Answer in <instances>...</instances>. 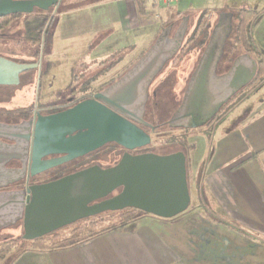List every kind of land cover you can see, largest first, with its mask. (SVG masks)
<instances>
[{
    "label": "water",
    "instance_id": "obj_1",
    "mask_svg": "<svg viewBox=\"0 0 264 264\" xmlns=\"http://www.w3.org/2000/svg\"><path fill=\"white\" fill-rule=\"evenodd\" d=\"M59 0H0V17L32 13L36 7L48 9ZM187 29L186 21L171 37L172 27L164 29L147 53L111 87L53 116L29 121L35 131L31 176L56 168L99 150L110 143L133 151L152 143L151 136L130 120L144 99V91L166 64L179 52ZM223 27L215 28L191 77L180 107L169 121L171 127L198 128L205 125L229 99L257 74V61L250 56L236 60L228 73L218 76L217 66L224 47L217 46ZM38 64H17L0 58V86L20 83V74L39 69ZM125 116V117H124ZM23 125L0 123V139L14 140V150ZM7 153V151H5ZM50 155H63L47 160ZM10 160L22 163L19 156ZM27 166L23 163V169ZM22 169V170H23ZM0 188L25 179L21 169H7ZM5 171V172H4ZM22 173V174H21ZM191 203L187 156L183 151L166 155L125 153L109 168L94 165L48 183L29 188L0 191V230L23 223L27 241L43 238L58 229L106 212L134 208L162 219L186 212Z\"/></svg>",
    "mask_w": 264,
    "mask_h": 264
},
{
    "label": "crops",
    "instance_id": "obj_2",
    "mask_svg": "<svg viewBox=\"0 0 264 264\" xmlns=\"http://www.w3.org/2000/svg\"><path fill=\"white\" fill-rule=\"evenodd\" d=\"M177 4L167 9L144 0L146 14L141 15L137 0H98L82 8L93 12L90 29L74 36L65 34L64 18L83 10L65 11L58 17L48 55L61 47L89 43L91 50L76 53L79 61L93 55L101 66L117 56L120 65L134 57L130 62L134 65L154 45L169 19L191 17V10H177ZM109 35L110 40H101ZM72 53L74 48L67 56ZM258 94L234 109L213 135L216 141L206 166L204 192L214 215L201 206L192 185L188 210L175 218L143 216L137 226L106 231L70 247L28 249L15 263L36 258L56 264H264V93ZM186 134L190 144L191 133Z\"/></svg>",
    "mask_w": 264,
    "mask_h": 264
},
{
    "label": "rangeland",
    "instance_id": "obj_3",
    "mask_svg": "<svg viewBox=\"0 0 264 264\" xmlns=\"http://www.w3.org/2000/svg\"><path fill=\"white\" fill-rule=\"evenodd\" d=\"M98 0H59L54 5H50L47 10L48 14L54 15L55 18L59 17L62 13L65 11L72 10L74 8L82 9L90 4H93V2H97ZM45 7V6H43ZM240 8H247L248 10H252L257 12L258 16L253 22L252 25V32H254L256 41L258 45L262 49V54L264 56V0H180V2L177 4V10L182 9H188L191 10V17H179L178 19H169L166 25L163 27L164 29H167L168 27H172L171 37L174 36L177 29L186 21L187 29L186 34L188 32V28L192 30L195 27V24L197 22V17L200 12H207L209 14H213L212 17V25H214L212 34L210 36L209 42L212 39V36H214L215 26L221 25L223 27L222 33L219 35V40L217 43H219L222 47L226 46V53L227 58L230 57L228 54H230L232 45H233V38L234 34L232 32V26L236 25V22L232 24V15L234 11L239 10ZM90 8L82 9L83 11L75 10L73 13H70L66 15L64 18V31L65 34L69 35H76L79 34L81 31L89 30L91 27V13H93ZM170 9H174L173 7ZM78 11V12H76ZM226 12L220 21H218V12ZM43 10H36L33 14H42ZM27 16L21 15L15 18H10L7 20V24L4 25L6 34H9V37H13L10 39H4L0 38V52L11 54L13 56L21 57L25 60L31 61L29 58L36 55L37 52H43L44 54V60H43V75L41 78L38 79V77L32 78V85H31V95L29 99H31V102L34 103L35 99L39 98V100L43 103L48 100H54L60 93H63V96H67L68 93H74L76 98H82V97H88L89 95H92L94 92L106 89L109 84L107 82L110 81V79L113 78H119L125 73L128 72L134 65L130 64L135 58L131 57L124 62H122L120 65H117L115 68L110 70L107 74L100 76L96 81L92 82L89 86V89L87 91L81 92V87L83 85H86L87 82L93 78H97V76L101 73L103 70L102 65L100 66L99 63L101 62L100 59H95V56L88 55L84 59H80L76 55L78 52H82L84 49H90V44L86 43L84 46L76 45L71 46L69 48L61 47L58 49V52L56 54L51 53V55H48V53L51 52V50L48 48V44L35 42V41H27L26 40V22ZM163 19L162 23H163ZM1 24V22H0ZM234 30V29H233ZM231 34L229 39L227 40L228 35ZM4 31H1L0 34H4ZM185 34V36H186ZM111 37L106 36L103 39V36L101 37V40L104 42V40H110ZM185 39V38H184ZM100 45V44H99ZM98 45V47H99ZM101 46V45H100ZM219 46V45H218ZM62 48H65V52L62 51ZM74 48V53L67 56V51H72ZM61 50V51H60ZM200 50V49H199ZM204 49H201L200 53L199 51H194L192 54H183L180 53L177 58L173 61H169L166 66L162 69L160 72V75L154 82L151 91L156 89L157 87H161L157 97L151 96L150 103L148 105V109H144V103L146 101V94H144V99L142 100L141 106L136 114L137 119L140 120L144 117V114L146 113V120L153 124L162 123L170 120L174 114V112L177 110L178 107L182 104V101L184 99V95L186 92V88L188 85V80L190 79V74L192 73L193 69L196 67L198 59L202 55ZM93 51H90V53ZM64 53V54H62ZM242 54L243 51L237 50L235 55ZM74 54V55H73ZM63 55H65L63 57ZM76 55V56H75ZM64 58V59H63ZM229 59H225L222 63V70L225 71L229 66ZM80 63V64H79ZM85 63L87 65L82 66V64ZM109 63V62H108ZM229 63V64H228ZM76 64V66H74ZM111 64V63H109ZM109 64H106V66H109ZM196 64V65H195ZM193 65L195 67H193ZM193 67V68H192ZM76 73V75H75ZM75 75V76H74ZM64 77V78H63ZM163 85V86H162ZM22 86L19 87H0L1 90L6 91H13V90H22ZM26 89V88H25ZM250 89L248 87L246 90H244L242 93L247 92ZM80 91V92H79ZM256 95L258 93H264V84L260 86L256 91ZM254 92V93H255ZM253 93V94H254ZM253 94L251 96H253ZM259 95V94H258ZM250 96V97H251ZM261 96V95H260ZM254 97V96H253ZM28 97L26 96L25 99ZM5 102H10L8 100H4ZM158 101L160 103L159 108L157 109L155 107V102ZM26 101L22 98L17 99L16 101H11L10 103H6L5 106L0 104V111H5L6 108H10L13 110H16L14 112H18L20 110L21 106H24V103ZM2 106V107H1ZM237 108V107H236ZM235 108V109H236ZM9 109V110H10ZM227 117V116H226ZM225 117V118H226ZM224 118V119H225ZM218 126V125H217ZM213 132V135L216 131V128ZM184 127H171V126H164L161 129L157 130L155 133L152 134V150H155L157 154H171L174 152L182 151L183 145L182 140H177L179 142V145H173L169 146V142L167 139L171 137H180L182 138L183 135L186 134L183 130ZM191 131L187 133H191V143L185 142V145L187 149L186 155H187V170L193 166V171L189 174V186L190 190H193L192 185H196L197 179H198V173L200 172L202 168V163H207L210 158L211 151L213 150V145L216 141L214 137L209 138V131L210 129L207 127L202 128H187ZM215 140V141H214ZM205 145V149H204ZM110 148H106L102 150L104 155H101L98 160H100L103 163H111L109 158L112 154H109ZM169 152V153H168ZM108 153V154H107ZM189 153V154H188ZM107 154V156H105ZM114 156V155H113ZM117 157V158H116ZM112 160V164H115V161H119L121 159L120 156H116ZM118 162V163H119ZM191 163V164H190ZM117 165V164H115ZM114 165V166H115ZM198 169V172L196 171ZM197 188V186H196ZM198 193V191H197ZM194 204V201L192 202V205ZM138 214V213H137ZM122 212H109L102 214L100 216H97L95 218L90 219H84L77 221L73 224H70L68 226L62 227L58 229L57 231L53 232L55 234H49L51 236L59 235L62 239L70 236L71 232L75 229H78L79 227L83 228L86 227L88 224L95 223V226L92 228V230H86L83 232L86 237H89L94 233H98L99 231L111 227H120L123 224L124 217ZM143 216L148 217L147 219H157V217L144 213V215L138 216V218L132 222H130L126 228H131L133 226H137L140 224L144 219ZM160 219V218H158ZM24 231L22 228V222L18 223L17 225L7 228L3 231L2 236L0 237V250L2 247L9 249V252L5 258L4 261L0 262V264H56L53 261H46L44 259H36L33 260H25L19 259L16 263L15 261H12L14 257H16L18 254H20L24 249H39L37 246L40 244H35L34 242L27 241L23 238ZM5 237H7L8 242H3ZM52 239H46L44 244L46 247L50 246H58L56 242H52ZM45 250H50L45 249ZM14 262V263H13Z\"/></svg>",
    "mask_w": 264,
    "mask_h": 264
},
{
    "label": "flooded vegetation",
    "instance_id": "obj_4",
    "mask_svg": "<svg viewBox=\"0 0 264 264\" xmlns=\"http://www.w3.org/2000/svg\"><path fill=\"white\" fill-rule=\"evenodd\" d=\"M12 1H28V0H12ZM36 9L37 10H43V13H42L43 15H50V14H48V11H47L49 8L46 10L43 7H37ZM225 13L226 12H223V11L219 13L220 16H218V21L221 20L222 16ZM27 14H31V13L23 12V13H18V14H14V15H8L5 17L10 19L12 17L13 18L17 17L18 15H27ZM230 14L232 15L231 18L233 20V14L232 13H230ZM51 16H54V15H51ZM1 18H3V17H0V19ZM232 24H233V21H232ZM217 26L218 25H216L215 28ZM231 26H232V32H233V25H231ZM1 31H4L5 33L2 35L0 34V38L10 39V40L13 38V37H9V34L8 35L6 34L5 27H1V25H0V32ZM232 32L228 35L227 40L231 36ZM209 43L210 42L208 41L206 47L204 48V50L202 52V55H203L205 49L207 48V46L209 45ZM218 45H219V43L217 44V46ZM225 53H226V46H224L223 55H222L220 62L218 63V66H217V75L218 76H222V75L228 73V71L233 66L234 62L243 56H250L252 59L257 61V64H259L258 59L251 56L250 54H248V53H242L241 54L240 53V54L236 55V57H234V59L230 63V66L225 71H223L222 70V60H223ZM202 55L198 59L197 65H196L194 71L192 72V74L190 75V79H191V77H193V74L195 73V70L199 65V62H200ZM1 57L9 59L11 61H14L17 64H38L40 68L21 73L20 74V83L18 85L0 86V87H19V86L23 87L21 91L18 89L13 90V91L1 90L0 91V104L1 105L5 106L6 103H10L11 101L14 102L20 98H22L23 100L26 101L24 103V106H21L20 110L18 112H14L16 110L10 109L9 107L6 108L5 111H0V123H4V124H8V125H14V126L23 125L21 135H19L18 137L11 135V138L17 139L16 141H18L17 149L14 150V148H13L14 140L0 139V166L5 164L6 168L9 170L12 168L21 169V172H23V174L25 175L24 180H22L16 184L7 186L5 188H0V191H11V190L29 188L30 186H33V185L48 183L50 181L57 180V179L62 178L66 175L78 172L80 170L86 169V168L94 166V165H99L102 168L113 167L115 164H118L119 161L116 160L115 164H112V160L116 156H120L119 159H122V157L124 156L125 153H130L132 155H141V154H146V153L157 154L156 152H154L155 150H152V148H150L152 146V143L146 147L135 149L133 151H129V150L121 147L120 145H118L116 143H110V144H107L106 146H104L103 148L96 150L94 152H91V153H89L83 157L76 158V159H74L70 162H67L61 166L46 170L43 173H41L35 177H32L31 176L32 169H31L30 165L32 163L31 159H32L33 143L35 141V131H34V127H32V130L30 132L29 125H28L29 121H33V123H34L39 116H43V117L53 116V115H56L58 113L64 112L68 109H71L74 106H76L78 103H80L84 100L92 99L95 94L103 92L105 90V88L103 90H99V91L94 92L92 95H89L88 97L76 98L74 93H71V94L68 93V95L65 97V96H63V93L61 92L60 95H58L56 97V99H54V100H48V101L43 103V101L41 102L39 100V98H37V99H35V101L33 103V102H31V99H29V97L31 95L30 89H31V85H32V78L38 77V79H39L43 75V72H42L43 60H44L43 52H37L36 55L30 57L29 59L31 61L25 60L21 57L20 58L17 56L15 57L11 54H6L3 52H0V58ZM257 74H258V69H257ZM257 74L254 76V79L247 86H245L241 90L234 93V95L231 97V99H229V101L225 105H223L217 111V113L212 117V119H210L205 125L202 126V128H205V127L207 128L209 124L215 125V123H216L215 119L220 114L222 109L227 104H229L232 100H234V98H236L240 93H242L249 86H251V84L254 82L255 78L257 77ZM124 75H122L119 78L110 79V81L107 82L109 84V86L107 88L111 87L117 81L122 79ZM159 75H160V73L152 79V81L149 83V85L147 86V88L144 91V94H146V101L144 103V109H146V111L148 109V105L150 103L151 96L157 97L158 92L161 88V87H157L156 89L151 91L152 86H153L154 82L156 81V79L158 78ZM190 79L188 80V83H189ZM26 96L28 97L27 99H25ZM4 100H8L10 102H5ZM159 105H160V103L158 101H156L155 107L157 109L159 108ZM126 119L130 120L136 126H138L142 130H144L146 133H148L151 136V139H152L151 133L157 132V130L161 129L164 126H167V127L170 126L169 125V121H170L169 119L165 122H162V123L159 122L157 124H153V123L149 122L148 120H146V113L144 114V117L141 118L140 120H138V119L133 120V119L127 118V117H126ZM181 130H183L186 133L191 131L187 128H184ZM173 145H177V144H174V143L169 144V146H173ZM108 147L110 148L109 154H112L111 157L109 158V160L111 162L110 164L109 163L106 164V163H103L100 160H98L101 155L105 154L102 152V150H104ZM181 149L185 154L187 153V151L185 150L184 147H182ZM5 151H7V153H5ZM177 152H178V150H177ZM107 154L105 156H107ZM159 155H166V154H159ZM12 156L21 157L22 163L15 161V160H10ZM62 156L63 155H50V156L45 157L44 160L47 161V160L57 159V158H60ZM23 163L27 164V166L24 169H23ZM4 174L5 173H3L2 170H0V176L4 175ZM7 179L8 178H6V177L1 179L0 184L5 183L7 181ZM106 213H109V212H106ZM102 214H105V213H102ZM102 214H99V215H96V216L90 217V218H95V217L100 216ZM90 218H87V219H90ZM19 223H21V222H19ZM22 228H23V223H22ZM4 230H0V237L2 236ZM3 242H5V243L8 242L7 237H5ZM0 254H1V250H0Z\"/></svg>",
    "mask_w": 264,
    "mask_h": 264
},
{
    "label": "trees",
    "instance_id": "obj_5",
    "mask_svg": "<svg viewBox=\"0 0 264 264\" xmlns=\"http://www.w3.org/2000/svg\"><path fill=\"white\" fill-rule=\"evenodd\" d=\"M28 1H36V0H28ZM137 3L139 6L140 14L145 15L146 9H145V5H144V0H137ZM36 8L34 9L33 13L37 10ZM33 13L26 15L27 16V19L25 22L26 40L48 44V48L50 49L51 45H52L53 36H54L53 33H54L55 28H56L57 23H58V18L57 17L55 18V16H51V15H43V14L36 15ZM218 13H220V12H218ZM179 15H181V14H179ZM18 16H21V15H18ZM213 16H214L213 14H209L207 12H200L198 14L195 27L192 30H190V28H188V32L185 36V39L183 41V45H182L181 49L176 54V56L173 57V59L171 61L175 60L180 53L192 54L194 51H199L198 53H200L201 49H204L206 47V45L210 39V36L212 34L213 27H214V25H212V23H213L212 17ZM257 16H258L257 12L252 11V10H247V9H240V10H236L233 12V23L236 22V25L235 26L233 25V29H234L233 30V34H234L233 45H232L230 54H228V56H230V57L227 58V53H225L223 60H222V63L224 62L225 59H229V61H230L229 63H231L232 60L234 59V57H236V55H235L236 51L241 49L243 51V53H248L251 56L258 59V63H259L258 64V74H257V77L255 78L254 82L251 84V86H249L250 89L247 92L240 93L236 98H234V100H232L229 104H227L222 109L220 114L215 119V121H216L215 125H210V124L208 125V128L209 129L211 128L209 133H208L209 138L213 137V132L215 130L214 126L219 125L224 120V118L226 116H228L236 107H238L242 102L247 100L260 86H262L264 84V56H263L260 48L256 44V42L253 38V33H252V25H253V22L255 21V19L257 18ZM8 19L9 18H6V17L5 18L3 17L0 19L1 27H3L4 25L7 24ZM112 60H113V62L111 64H109L111 62V60L102 63L103 70L101 71V73L97 76V78H93V79L89 80L86 85H83L81 87V92L87 91L92 82L96 81L100 76L107 74L110 70L115 68V66H117L118 62L120 61V59H117V56H114ZM106 64H109V66H106ZM193 67H195V66L193 65ZM194 69H193V71H194ZM179 139L182 140V143H180V144L183 145L185 149H187L185 142H188V134L183 135L182 138L171 137L167 140L169 143H174V144L179 145V142H177V140H179ZM206 166H207V163L203 162L202 168H201L200 172L198 173V179H197L196 186H197L198 197H199L201 206L206 211H209L210 214L212 213L214 215V213L212 212L211 208L208 205L207 198H206L205 192H204V178H205ZM190 172H191V169L189 168L188 169V177H189ZM188 180H189V178H188ZM117 212H122L124 214L123 215L124 221L120 227H111V228L103 229V230L99 231L98 233H94V234L91 233V235L89 237H86V235H84L83 232H85L86 230H92V228L95 226V223H92V224L86 225V227H83V228L79 227L78 229H75L74 231L71 232L70 236H68L64 239L59 237V235H54V236L47 235L43 238L31 241V242H34L35 244H40L39 246H37V248L42 249V250L49 249V248H50V250L51 249H58V248H66V247L76 245L80 242H83L89 238L97 236V235H99L103 232H106V231L125 229L126 226L130 222L136 220L138 218V216L144 215V213L142 211H139V210L134 209V208H129V209H125V210L117 211ZM221 220H223V219H221ZM225 222L228 225H231L237 229H240L239 227H237V226H235V225H233L227 221H225ZM240 230L242 232H245L242 229H240ZM53 234H55V233H53ZM46 239H52L53 240V241L51 240L52 242H56L59 245L54 246V247L53 246L46 247L44 244L42 245V243H44V241ZM26 251L27 250L24 249L20 254H18L16 257H14V259L12 261H15L22 253H24ZM8 252H9V249L4 248V247L1 248L0 262L5 260Z\"/></svg>",
    "mask_w": 264,
    "mask_h": 264
},
{
    "label": "built area",
    "instance_id": "obj_6",
    "mask_svg": "<svg viewBox=\"0 0 264 264\" xmlns=\"http://www.w3.org/2000/svg\"><path fill=\"white\" fill-rule=\"evenodd\" d=\"M151 1L157 4L158 6H162L167 9L174 7L179 2V0H151Z\"/></svg>",
    "mask_w": 264,
    "mask_h": 264
}]
</instances>
